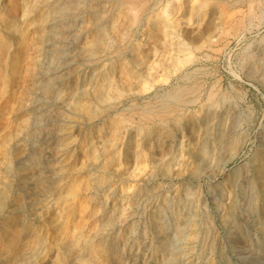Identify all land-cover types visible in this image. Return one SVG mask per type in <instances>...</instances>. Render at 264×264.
I'll use <instances>...</instances> for the list:
<instances>
[{"label": "rangeland", "instance_id": "1", "mask_svg": "<svg viewBox=\"0 0 264 264\" xmlns=\"http://www.w3.org/2000/svg\"><path fill=\"white\" fill-rule=\"evenodd\" d=\"M0 264H264V0H0Z\"/></svg>", "mask_w": 264, "mask_h": 264}, {"label": "bare ground", "instance_id": "2", "mask_svg": "<svg viewBox=\"0 0 264 264\" xmlns=\"http://www.w3.org/2000/svg\"><path fill=\"white\" fill-rule=\"evenodd\" d=\"M63 9L61 8V7H56V8H54L53 9V13H55V14H58V13H60V11H62ZM56 19V18H55ZM97 21L95 20V22L93 21H91V24H90V26H91V28H93V29H95L94 28V26H96L95 25V23H96ZM102 43V41L99 39V37L97 38L96 37V39H94L92 42H90L89 44H87V47H86V52H87V54H89V55H94L95 53V51L97 50V47L100 45ZM105 74V73H104ZM107 74V73H106ZM177 97V96H176Z\"/></svg>", "mask_w": 264, "mask_h": 264}]
</instances>
